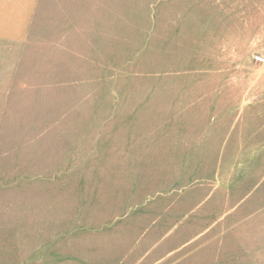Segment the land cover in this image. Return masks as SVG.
<instances>
[{"label":"rangeland","instance_id":"obj_1","mask_svg":"<svg viewBox=\"0 0 264 264\" xmlns=\"http://www.w3.org/2000/svg\"><path fill=\"white\" fill-rule=\"evenodd\" d=\"M257 54L264 0H39L0 41V264L264 255Z\"/></svg>","mask_w":264,"mask_h":264},{"label":"crops","instance_id":"obj_2","mask_svg":"<svg viewBox=\"0 0 264 264\" xmlns=\"http://www.w3.org/2000/svg\"><path fill=\"white\" fill-rule=\"evenodd\" d=\"M39 0H0V41L12 44L24 40L31 27ZM236 257V256H235ZM232 257V259H236ZM245 264H264V255L244 254Z\"/></svg>","mask_w":264,"mask_h":264},{"label":"built area","instance_id":"obj_3","mask_svg":"<svg viewBox=\"0 0 264 264\" xmlns=\"http://www.w3.org/2000/svg\"><path fill=\"white\" fill-rule=\"evenodd\" d=\"M255 60L257 62L262 63V62H264V56L263 55H260V54H257V55H255Z\"/></svg>","mask_w":264,"mask_h":264}]
</instances>
